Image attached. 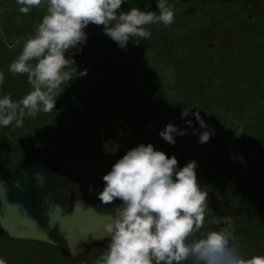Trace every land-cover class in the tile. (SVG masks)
<instances>
[{
  "label": "rangeland",
  "instance_id": "374dc122",
  "mask_svg": "<svg viewBox=\"0 0 264 264\" xmlns=\"http://www.w3.org/2000/svg\"><path fill=\"white\" fill-rule=\"evenodd\" d=\"M144 1L125 4L140 7ZM157 2L148 0L140 9L158 12ZM166 2L174 23L148 26L151 37L138 45L129 42L126 50L103 26L85 29L82 52L66 57L76 60L78 71L87 69V76L63 85L52 112L26 116L20 128L0 126V181L39 161L78 182L85 200L113 215L122 201L103 205L99 181L129 150L152 144L169 158L175 155L179 168L197 162L198 182L209 193L212 210L201 235L227 231L245 258L264 255V0ZM19 7L16 0H0V98L10 95L14 102L31 86L26 74L13 75L9 66L36 34L47 6L27 14ZM184 110L192 111L186 119L199 132L205 129L195 120L196 111L214 129L208 143L200 144L199 134L180 118ZM169 123L187 133L177 136L175 145L159 135ZM102 136L110 138L111 148ZM91 149L98 159L103 151L101 161L91 159ZM108 244L74 262L51 245L4 238L0 229V259L7 264H95Z\"/></svg>",
  "mask_w": 264,
  "mask_h": 264
},
{
  "label": "clouds",
  "instance_id": "9594fccd",
  "mask_svg": "<svg viewBox=\"0 0 264 264\" xmlns=\"http://www.w3.org/2000/svg\"><path fill=\"white\" fill-rule=\"evenodd\" d=\"M16 3L23 14L33 8L47 7L36 34L25 41L21 53L9 66L13 75H27L31 91L15 102L10 95L0 98L3 127L14 124L20 128L26 116L34 118L40 112H52L61 86L87 76V69L78 71L76 60L66 57V53L75 50L74 56L75 52H82L88 38L85 29L90 24L103 26L104 34L126 50L129 42L138 45L151 37L148 26H169L175 20L166 0H158V12L139 7L121 11L125 0H16ZM3 82L4 75L0 73V85ZM190 115L192 111L188 114L184 110L180 118L186 120L187 127H193V134H199L200 144L208 143L214 129H209L200 111H196L195 120L205 129L199 132L186 119ZM186 134V130L172 123L159 133L172 145L177 136ZM178 163L175 155L169 158L152 144H140L104 175L105 186L98 199L103 205H112L117 200L122 204L106 217L104 233L109 241L108 249L95 264H183L185 261L264 264V255L245 258L230 232L207 231L201 235L207 214L212 211L209 193L198 182L196 161L188 162L183 168ZM224 220L227 223L229 218ZM0 264L7 262L0 259Z\"/></svg>",
  "mask_w": 264,
  "mask_h": 264
},
{
  "label": "water",
  "instance_id": "95a60500",
  "mask_svg": "<svg viewBox=\"0 0 264 264\" xmlns=\"http://www.w3.org/2000/svg\"><path fill=\"white\" fill-rule=\"evenodd\" d=\"M122 8L132 7L123 4ZM107 216L84 201L79 183L39 161L0 181L3 233L12 239L59 248L74 262L88 250L109 242L104 233Z\"/></svg>",
  "mask_w": 264,
  "mask_h": 264
},
{
  "label": "flooded vegetation",
  "instance_id": "af4514ba",
  "mask_svg": "<svg viewBox=\"0 0 264 264\" xmlns=\"http://www.w3.org/2000/svg\"><path fill=\"white\" fill-rule=\"evenodd\" d=\"M179 1H181V3H183L182 1L183 0H179ZM104 136V135H103ZM103 136H102V138L100 139L101 140V142H105V144L109 147V148H111L112 146H110V142H109V137L107 136V139H108V141L106 140V138H103ZM115 145H117L118 147H120L117 143H115ZM100 153H102L101 155H100ZM103 156H104V154H103V151L102 150H100L99 151V159L98 158H94V156H93V154H92V149H91V153H90V157H91V159H95L97 162H99V161H101L102 160V158H103ZM92 165L93 164H97V163H91ZM91 165V166H92ZM99 183H101V184H103V186H105V182H104V180H103V178L99 181ZM95 186L96 185H94V186H92L91 188L92 189H95ZM83 199H84V197H83ZM84 201L85 202H87L88 204H90L96 211H98V212H101V211H99L95 206H93L88 200H85L84 199ZM72 202H73V197L72 198H70V200H69V204H70V207H71V205H72ZM0 229H1V226H0ZM2 230V229H1ZM4 238H9V237H7L5 234H4ZM9 239H12V238H9ZM14 240H19V239H14ZM106 244H108V243H106ZM105 244V245H106ZM101 247V246H100ZM79 261V260H78Z\"/></svg>",
  "mask_w": 264,
  "mask_h": 264
},
{
  "label": "trees",
  "instance_id": "16d2710c",
  "mask_svg": "<svg viewBox=\"0 0 264 264\" xmlns=\"http://www.w3.org/2000/svg\"><path fill=\"white\" fill-rule=\"evenodd\" d=\"M99 79H100V78H99ZM93 88L98 89L97 87H91V88H88V90H92ZM61 89H63V85L61 86ZM62 91H63V90H62ZM99 91H100V90H99ZM100 92H101V91H100ZM111 98H112V97L109 95V96L107 97L106 100L109 101V103H111V102H110ZM101 101H103V100H102V99H99V100H98V102H101ZM94 102H95V101H94ZM98 104H99V103H98ZM106 110L108 111V109H106ZM101 111H102V109L99 110V112H101ZM104 114H106V112H105Z\"/></svg>",
  "mask_w": 264,
  "mask_h": 264
}]
</instances>
